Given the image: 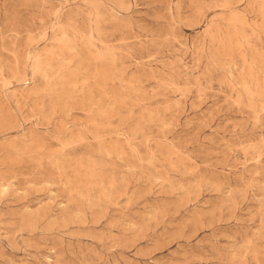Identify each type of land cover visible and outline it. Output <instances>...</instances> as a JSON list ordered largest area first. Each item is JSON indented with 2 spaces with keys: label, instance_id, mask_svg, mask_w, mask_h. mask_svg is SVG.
<instances>
[{
  "label": "rangeland",
  "instance_id": "374dc122",
  "mask_svg": "<svg viewBox=\"0 0 264 264\" xmlns=\"http://www.w3.org/2000/svg\"><path fill=\"white\" fill-rule=\"evenodd\" d=\"M0 264H264V0H0Z\"/></svg>",
  "mask_w": 264,
  "mask_h": 264
},
{
  "label": "bare ground",
  "instance_id": "6f19581e",
  "mask_svg": "<svg viewBox=\"0 0 264 264\" xmlns=\"http://www.w3.org/2000/svg\"><path fill=\"white\" fill-rule=\"evenodd\" d=\"M57 20V19H56ZM54 21V20H53ZM57 25V24H56ZM53 30H54V28H53ZM53 32V31H52ZM60 32L62 33V35L63 36H67V31H66V28H62V30H60ZM174 39V38H173ZM33 48H34V46H33ZM33 51V50H32ZM36 54V53H35ZM89 59V58H88ZM32 63H34V62H32ZM30 64V63H29ZM19 67V66H18ZM15 69V68H14ZM20 72V71H19ZM34 75V74H33ZM171 82V81H170ZM6 116V115H5ZM12 116V115H11ZM8 117H9V115H8ZM13 117H15L14 115L12 116V118ZM4 120V119H3ZM11 119H9V121H10ZM13 120V119H12ZM11 122H13V121H11ZM1 124H2V122H1ZM3 125V124H2ZM3 191H5V190H7V187H4L3 189H2Z\"/></svg>",
  "mask_w": 264,
  "mask_h": 264
}]
</instances>
